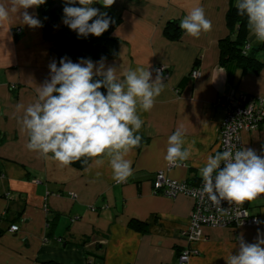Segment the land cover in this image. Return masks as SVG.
Instances as JSON below:
<instances>
[{
  "label": "crops",
  "instance_id": "crops-1",
  "mask_svg": "<svg viewBox=\"0 0 264 264\" xmlns=\"http://www.w3.org/2000/svg\"><path fill=\"white\" fill-rule=\"evenodd\" d=\"M100 2L92 6L111 22L120 20L118 54L105 60L106 66L118 74L149 68L153 79L158 65L170 71L152 110L140 113L144 124L137 134L145 142L126 157L133 174L117 183L107 160L102 166L92 160L78 170L26 147L17 106L37 99L36 88L50 78L49 63L59 66V60L43 27L20 24L19 13L0 23V264H177L186 249L193 250L187 264H226L230 253H238V237L254 243L264 233V194L248 201L260 225H207L201 238L189 240L183 231L190 225L193 198L156 193L153 182L156 172L163 171L171 179L196 184L207 157L219 151L224 117L219 98L234 91L264 99V48L257 53L263 62L258 69L256 62L244 69L222 58L221 42L234 37L237 28L227 20L231 0H115L110 8ZM197 6L212 28L194 38L179 25ZM28 11L43 24L39 8ZM168 25L171 32L179 28L178 38L167 35ZM256 40L253 35L251 41ZM193 69L199 76H191ZM181 125L185 147L193 144L192 155L169 164L168 137ZM241 137L243 147L264 155L263 129L243 131ZM12 225L19 229L12 231Z\"/></svg>",
  "mask_w": 264,
  "mask_h": 264
},
{
  "label": "clouds",
  "instance_id": "clouds-1",
  "mask_svg": "<svg viewBox=\"0 0 264 264\" xmlns=\"http://www.w3.org/2000/svg\"><path fill=\"white\" fill-rule=\"evenodd\" d=\"M96 2L100 0H78L76 6L77 0H64L63 23L78 37H100L109 29L111 18L92 6ZM45 3L46 0H0V23L19 13L20 24L33 29L43 27L28 9ZM100 3L110 8L115 0ZM236 8L246 16L250 33L264 42V0H236ZM179 27L199 38L211 30L212 23L205 10L197 6L188 11ZM48 67L50 78L36 88L37 99L26 107L17 106L22 111L21 131L28 137L26 147L45 158L51 154L62 167L82 157L92 158L97 166L107 160L114 181L125 182L133 174L132 161L126 157L142 140L137 134L144 124L140 113L151 111L164 91L159 70L155 79L149 68L140 66L118 74L117 68L106 66L105 58L98 62L82 58L74 63L65 57L59 66L53 60ZM185 135L181 125L168 137L165 160L169 164L191 157L193 144L185 147ZM199 171L202 192L218 210H223L224 200L240 205L264 194V155L251 148L216 151ZM238 239V253H230L226 264H264V233H258L254 243L246 242L243 235Z\"/></svg>",
  "mask_w": 264,
  "mask_h": 264
},
{
  "label": "built area",
  "instance_id": "built-area-1",
  "mask_svg": "<svg viewBox=\"0 0 264 264\" xmlns=\"http://www.w3.org/2000/svg\"><path fill=\"white\" fill-rule=\"evenodd\" d=\"M18 30V29H17ZM19 32V30H18ZM22 32V30L20 31ZM164 80L170 77L167 65H158ZM191 76H199V71L193 69ZM224 107V117L221 122V129L218 137L219 151L231 148L233 152L243 148L241 133L243 131L264 130V99L255 97L244 92L235 93L234 91L226 96L219 98L217 102ZM223 167V165H222ZM153 187L156 193L174 197L180 193L191 196L194 200V210L191 215L190 225L183 234L189 240H198L203 236L204 226L226 227L260 225L261 220L256 215H251L245 202L237 205L229 204L227 200L221 202V208L214 205L202 192L203 181L200 184H190L186 181H179L166 177L163 171L155 174ZM16 225L11 226V230H17ZM193 250L186 249L180 256L177 264H187Z\"/></svg>",
  "mask_w": 264,
  "mask_h": 264
},
{
  "label": "trees",
  "instance_id": "trees-1",
  "mask_svg": "<svg viewBox=\"0 0 264 264\" xmlns=\"http://www.w3.org/2000/svg\"><path fill=\"white\" fill-rule=\"evenodd\" d=\"M235 2V0H231L230 8L227 14V20L231 28H233L235 25L237 26V28H235L234 37L229 36L226 40H222V58H224V60H235V63L244 69L250 68L256 62V68L258 69L259 65L263 64V62H260L259 59H257V53L264 48V42L259 41L257 43H254L253 41H251L253 35L248 29L247 18L246 16H241L238 13ZM50 5H52V3L46 2V4L41 5L39 9L42 14L44 36L47 40L52 42L53 50L55 51L57 59L59 61L61 58L65 57L71 59L74 63L79 62L82 58L91 59L92 61H99L101 60V58H105V60H113L117 57L119 39L115 35V31L120 23L119 19L113 20L110 23L109 29L100 37H96L91 34L86 38L78 37L77 32L71 30L68 26H66L63 23L62 19L58 20L63 14L62 9L61 11L59 10L57 14L50 19L49 23L47 22L49 17H45L47 14L46 9ZM166 32L170 38H178L181 34L179 28L176 27L174 28L173 32H171L169 25L167 26ZM249 45H251V49L247 51V49L250 48L248 47ZM187 79L188 78H184L182 80L181 87L187 82ZM101 91L106 92L105 89H101ZM144 142L145 137H142L140 145ZM138 148H140V146ZM85 160H87V163H85ZM92 160V158L82 157L81 160L73 162L70 166H73L78 170H84L90 165ZM201 180L202 177L196 179V184H200ZM245 205L249 209L248 201L245 202ZM249 212L251 215H254L250 211V209ZM16 226L18 227V225ZM18 229L19 227L17 228V230ZM45 264L61 263L51 260L45 262Z\"/></svg>",
  "mask_w": 264,
  "mask_h": 264
},
{
  "label": "water",
  "instance_id": "water-1",
  "mask_svg": "<svg viewBox=\"0 0 264 264\" xmlns=\"http://www.w3.org/2000/svg\"><path fill=\"white\" fill-rule=\"evenodd\" d=\"M76 6H79L78 4V0H77V4ZM59 8V4L58 3H55L50 9H49V17L52 18L56 15V12ZM50 18L47 20V22L49 23L50 22Z\"/></svg>",
  "mask_w": 264,
  "mask_h": 264
},
{
  "label": "flooded vegetation",
  "instance_id": "flooded-vegetation-1",
  "mask_svg": "<svg viewBox=\"0 0 264 264\" xmlns=\"http://www.w3.org/2000/svg\"><path fill=\"white\" fill-rule=\"evenodd\" d=\"M48 2H49V3H52V6H53L55 3H58V4H59V8H58L57 12H58L59 10L61 11V9L63 10V7H64V0H48ZM52 6L47 7L48 12H49V9H50ZM57 12H56V14H57Z\"/></svg>",
  "mask_w": 264,
  "mask_h": 264
},
{
  "label": "rangeland",
  "instance_id": "rangeland-1",
  "mask_svg": "<svg viewBox=\"0 0 264 264\" xmlns=\"http://www.w3.org/2000/svg\"><path fill=\"white\" fill-rule=\"evenodd\" d=\"M46 2H48V0H46ZM45 4H46V3H45ZM47 4H48V3H47ZM94 4H95V3H94ZM94 4H93V5H94ZM50 6H52V5H50ZM50 6H49V7H50ZM46 13H47V14H46L45 17H49L48 9H46ZM49 18H50V17H49ZM62 18H63V14L60 16V18H59L58 20H61ZM50 19H51V18H50ZM62 20H63V19H62ZM17 29L19 30V32H18ZM61 29H62V28H61ZM21 30H22L21 27H17V28H16V33H20ZM257 42H259V41L256 40L254 43H257ZM191 72H192V71H191Z\"/></svg>",
  "mask_w": 264,
  "mask_h": 264
}]
</instances>
